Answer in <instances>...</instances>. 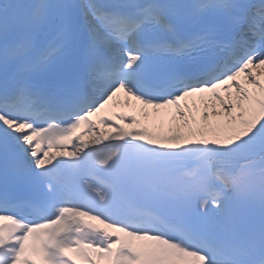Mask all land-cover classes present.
<instances>
[{"label":"snow or ice","instance_id":"1","mask_svg":"<svg viewBox=\"0 0 264 264\" xmlns=\"http://www.w3.org/2000/svg\"><path fill=\"white\" fill-rule=\"evenodd\" d=\"M0 264H264V0H0Z\"/></svg>","mask_w":264,"mask_h":264},{"label":"bare ground","instance_id":"2","mask_svg":"<svg viewBox=\"0 0 264 264\" xmlns=\"http://www.w3.org/2000/svg\"><path fill=\"white\" fill-rule=\"evenodd\" d=\"M151 113H155L154 111ZM160 118H163L164 122H160ZM170 122H168V111H165L164 109L160 110V116L156 117L155 115L149 116L145 118V121L143 123L142 127H147L149 131L155 132V133H167L165 128L167 125H169ZM126 128L128 127L125 126ZM137 127V126H135ZM169 129V127H168ZM109 131H114L112 129H108ZM131 130V129H129Z\"/></svg>","mask_w":264,"mask_h":264}]
</instances>
